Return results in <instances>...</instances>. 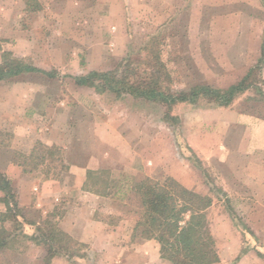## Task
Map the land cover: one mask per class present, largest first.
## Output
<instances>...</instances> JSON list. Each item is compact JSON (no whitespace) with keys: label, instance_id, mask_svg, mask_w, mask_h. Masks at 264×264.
I'll return each mask as SVG.
<instances>
[{"label":"rangeland","instance_id":"1","mask_svg":"<svg viewBox=\"0 0 264 264\" xmlns=\"http://www.w3.org/2000/svg\"><path fill=\"white\" fill-rule=\"evenodd\" d=\"M27 1L0 0V62L37 69L0 80V173L18 207L16 219L0 199V230L14 236L0 264H46V246L25 235L51 228L64 241L47 264H170L134 228L135 183L168 178L210 201L216 264H264V61L222 105H167L73 79L128 56L143 70L150 43L172 89H225L257 64L264 0Z\"/></svg>","mask_w":264,"mask_h":264},{"label":"trees","instance_id":"2","mask_svg":"<svg viewBox=\"0 0 264 264\" xmlns=\"http://www.w3.org/2000/svg\"><path fill=\"white\" fill-rule=\"evenodd\" d=\"M35 4L34 7L39 8L37 2ZM26 5L27 9H31L32 5L29 0ZM148 44L143 47L149 54L146 68L143 70L140 68V61H134L128 56L113 69L91 70L86 74L76 75L73 79L78 85L92 87L98 92L110 91L117 95L126 92L167 105L192 101L200 97H207L222 105L227 104L249 85L254 84L255 75L264 61L263 43L257 64L251 67L239 82L225 89L208 84H194L187 89L174 90L169 85L171 79L159 52L151 50L152 47ZM32 70L37 69L24 64L19 59L4 55L0 62V80ZM257 89L264 98V92L258 87ZM135 189L139 194L142 212L134 228L140 229L141 236L156 240L161 257L167 259L170 264H216L219 261L213 238L204 220L203 209L206 203H208L206 205L210 204L207 197L181 187L171 178L163 184L150 179L140 180L135 183ZM0 190L4 194L0 199L6 205L7 213L16 217L18 207L14 194L10 192L9 181L1 173ZM37 231L42 230L37 227ZM10 236L4 229L0 230V249L6 247L10 240H14V236L13 238ZM25 236L46 246L47 250L44 255L46 264L56 255L55 245L61 247L60 243L64 241L62 234L53 228L40 235L26 234ZM262 251L261 256L264 257V246Z\"/></svg>","mask_w":264,"mask_h":264}]
</instances>
